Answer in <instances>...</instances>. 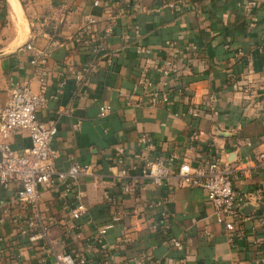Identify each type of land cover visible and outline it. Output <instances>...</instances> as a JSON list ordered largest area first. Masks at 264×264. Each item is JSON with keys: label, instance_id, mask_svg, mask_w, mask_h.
I'll return each mask as SVG.
<instances>
[{"label": "crops", "instance_id": "obj_1", "mask_svg": "<svg viewBox=\"0 0 264 264\" xmlns=\"http://www.w3.org/2000/svg\"><path fill=\"white\" fill-rule=\"evenodd\" d=\"M95 1L20 0L28 34L20 45L13 48L10 41L0 48V104L15 80L39 91L27 44L47 52L48 94L59 95L38 116L58 125L52 162L60 171L76 162L91 168L70 181V188L56 184L42 190L56 249L90 247L93 257L111 256L113 264H264V162L256 160L264 151V0H256L252 13L244 9L249 0H188L176 9L161 7L163 0ZM111 13L117 15L115 29L97 55L98 65L86 74L93 55L77 33L93 17L92 32L102 35ZM140 48L150 52L138 53ZM155 93L169 100L150 103ZM103 104L112 106L111 114L101 115ZM195 106L203 112L198 119L190 113ZM193 128L201 133L194 142ZM146 134L155 151L142 152L140 138ZM11 143L24 151L31 145L29 133H16ZM172 151L195 166L213 152L230 167L236 193L258 198L254 209L220 223L203 189L177 186L173 179L158 187L139 178L145 157ZM123 166L139 182L136 193L122 189L117 175ZM17 188L0 185V210ZM77 202L88 213L66 237L64 224ZM8 207L0 235L10 242L0 264H39L41 253L31 248H20L16 257L15 214L21 209ZM163 213L170 228L152 229ZM108 223L113 226L102 244H91ZM170 235L183 246H174Z\"/></svg>", "mask_w": 264, "mask_h": 264}, {"label": "built area", "instance_id": "obj_2", "mask_svg": "<svg viewBox=\"0 0 264 264\" xmlns=\"http://www.w3.org/2000/svg\"><path fill=\"white\" fill-rule=\"evenodd\" d=\"M187 3L188 0H163L161 7L176 9L181 5L186 6ZM95 4L98 5L99 1L96 0ZM258 5L256 0H249L244 5V9L252 13ZM6 12V2L0 0V26L5 20ZM95 22V18H88L85 27L77 33L82 48L89 49L93 55L92 62L84 69L86 74L98 65L97 55L105 49L107 36L115 29L117 15L110 14L109 22L102 35L92 32ZM27 48L33 51L31 63L41 86L36 92L28 83L15 80L12 82L8 99L0 104V185L8 187L16 184L18 186L11 200L1 207L0 224L7 221L9 205L15 204L21 209L15 214L14 240L19 245V251L15 253L16 257L20 256V248L23 250L26 247L41 253L38 257L39 264H113L111 256L102 259L93 257L90 247L83 251L72 249L58 251L56 249L52 233L54 220L48 217L42 208V190L56 184H63L70 188V181H76L80 176L90 174L91 168L88 164L78 162L66 171L57 170L54 166L52 160L58 156V152L52 148V142L58 133V125L42 120L38 116V111L44 108L50 99H57L59 94L58 92L48 94L46 83L48 72L45 69L48 61L47 52L36 50L31 43L27 44ZM149 52V48L138 49V53ZM107 63L111 64V59ZM84 76L85 73L79 75V78H84ZM168 100L167 94L160 97L155 93L149 102H167ZM112 111V106L109 104L100 106V113L103 116L111 114ZM190 113L194 119H198L203 112L200 107L195 106L190 109ZM20 131H27L31 139V145L24 151L14 149L11 143V138ZM200 134L198 129L193 128L189 138L194 142ZM140 143L143 153L156 150L152 137L147 134L140 138ZM256 160L260 163L264 162V151L257 154ZM118 163L123 164L124 159L120 158ZM139 168V178L149 180L158 187L167 185L173 179L177 186L203 189L208 200L214 205L217 220L220 223L234 219L239 215L240 208L244 204L258 199L254 194L239 196L236 193L230 167L213 152L208 153V158L201 166L193 165L188 157H182L178 152L172 151L165 157L155 155L145 157ZM129 171L128 167L123 166L117 176L122 182L124 192L136 193L139 182L131 177ZM87 213V207L82 202H77L69 210V219L64 224L66 237L67 235L72 236V232L77 231L79 227L77 220ZM159 221L152 224V229H157L160 224L167 230L170 228L166 213L162 214ZM112 226V223H108L99 227L90 243L102 244ZM76 235L79 236L80 233L77 232ZM169 239L174 246H183V242L178 238L170 235ZM64 241L68 243L67 239ZM8 242H10L9 237L0 235V262L6 256Z\"/></svg>", "mask_w": 264, "mask_h": 264}, {"label": "rangeland", "instance_id": "obj_3", "mask_svg": "<svg viewBox=\"0 0 264 264\" xmlns=\"http://www.w3.org/2000/svg\"><path fill=\"white\" fill-rule=\"evenodd\" d=\"M7 1V19L2 22L0 26V48L8 45L11 41V47H15L23 43L27 34L26 30H20L19 23L13 18L11 6ZM12 16V17H11ZM23 31V32H22Z\"/></svg>", "mask_w": 264, "mask_h": 264}, {"label": "bare ground", "instance_id": "obj_4", "mask_svg": "<svg viewBox=\"0 0 264 264\" xmlns=\"http://www.w3.org/2000/svg\"><path fill=\"white\" fill-rule=\"evenodd\" d=\"M8 2L12 9L13 18L19 23L20 30L27 29V22L20 0H8Z\"/></svg>", "mask_w": 264, "mask_h": 264}, {"label": "water", "instance_id": "obj_5", "mask_svg": "<svg viewBox=\"0 0 264 264\" xmlns=\"http://www.w3.org/2000/svg\"><path fill=\"white\" fill-rule=\"evenodd\" d=\"M253 209H254L253 203H252V202H248V203L244 204V205L240 208V211H243L244 213L248 214V213H250Z\"/></svg>", "mask_w": 264, "mask_h": 264}, {"label": "trees", "instance_id": "obj_6", "mask_svg": "<svg viewBox=\"0 0 264 264\" xmlns=\"http://www.w3.org/2000/svg\"><path fill=\"white\" fill-rule=\"evenodd\" d=\"M5 2L7 3V1L5 0ZM6 10H7V6H6Z\"/></svg>", "mask_w": 264, "mask_h": 264}]
</instances>
